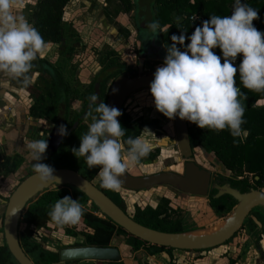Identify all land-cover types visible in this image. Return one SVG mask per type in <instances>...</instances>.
Wrapping results in <instances>:
<instances>
[{"label": "clouds", "instance_id": "obj_1", "mask_svg": "<svg viewBox=\"0 0 264 264\" xmlns=\"http://www.w3.org/2000/svg\"><path fill=\"white\" fill-rule=\"evenodd\" d=\"M22 5L23 0H0V74L28 87L33 83L30 73L34 62L45 56L48 43L24 15L16 13ZM258 19L256 9L235 0L230 15H211L202 26L195 27L190 37L184 31L173 34L164 63L150 83L156 110L169 120L178 116L201 129L217 133L228 130L234 138L246 137L242 127L246 109L241 97H247L237 86V74L246 89L264 93V32L253 23ZM147 27L155 33L160 26L151 22ZM186 40L190 43L185 44ZM177 45L185 46V50ZM216 48L221 50L223 62L213 51ZM240 55L243 58L237 68L234 62ZM88 99L91 123L80 136L79 148L72 152L78 159L83 157L89 169L99 167L102 188L119 192L129 166L146 157L151 145L141 137H128L124 151L121 138L126 130L118 120L122 112L104 102L97 103V94ZM59 134H68L65 125L59 126ZM26 147L36 161L33 171L39 180L59 184L54 168L41 162L49 147L47 140H32ZM84 212L79 200L65 196L55 202L48 216L58 226L75 227Z\"/></svg>", "mask_w": 264, "mask_h": 264}, {"label": "trees", "instance_id": "obj_2", "mask_svg": "<svg viewBox=\"0 0 264 264\" xmlns=\"http://www.w3.org/2000/svg\"><path fill=\"white\" fill-rule=\"evenodd\" d=\"M72 0H38L30 17V24L38 29L42 37L47 43L60 44L66 38V32L71 33V38L77 36L72 30L66 28L64 21L65 9ZM234 0H153L152 4H141L136 13V23L139 26L142 35L152 31L148 26L151 22L159 23V36L167 52V47L173 43L171 36L173 34L180 35L182 31L186 32V36H191L195 27L202 26L204 20L210 19L211 15H230L228 5ZM109 4H115L116 13L130 15L135 5L132 0H107ZM249 6L256 9L259 13V19L254 20V26L264 32V0H248ZM198 15V21H192L191 17ZM126 36L129 32L123 28L120 29ZM143 39V37L141 38ZM190 43L186 40L185 44ZM181 51L185 50V46L177 45ZM215 54L221 55L219 48L213 50ZM99 62L102 66L101 73L97 76V82L104 85L108 81L114 80L128 69L126 64L119 61L118 55L113 50H103L99 52ZM242 55L238 56L237 68L242 61ZM105 84V85H106ZM237 86L247 99L241 97L245 106L244 120L246 123L242 125L246 130V137L234 138L230 131L224 130L214 132L207 129H201L196 124L190 122V139L194 147L201 146L206 152L214 153L218 161L228 170L233 172L239 180H228V183L242 193H248L252 189H264V105L258 102L264 100V93H256L246 89L239 81L237 74ZM109 89H107L108 91ZM121 125L126 130V135L122 137L124 146L127 149L126 140L128 137H139L141 135V126L138 127L131 122L129 115L123 113ZM88 129H80L76 138L77 144L75 148H79L80 136L85 134ZM64 158L53 165L52 168H69L78 171L83 177L89 181H94L99 167L89 169L83 157L79 159L75 156V160L67 162ZM67 159V158H66ZM64 160V161H63ZM251 177V179L249 178ZM223 179V178H222ZM222 181V180H220ZM224 182V180L222 181ZM103 190V188H102ZM73 193H71V192ZM217 191H213L210 195V206L218 214L227 215L235 209L238 202L231 196L225 195L216 198ZM65 196H70L74 200L85 206L88 199L84 194L71 187L57 188L46 191L34 204H32L27 213L24 215L22 225L25 228L39 227L48 222H53L48 216L55 202ZM116 200V201H115ZM114 202L126 211L122 202L115 199ZM95 208V207H94ZM96 209V208H95ZM262 224L260 233L264 236V215L253 211ZM133 219L139 224L164 233L181 234L185 233L182 222V210L174 208L171 200L163 198L156 208L147 206L145 208L136 206L132 215ZM84 228L88 231L81 230L78 234L73 235L71 231H67L72 237L82 236L84 244L78 246H95L110 247L115 235H123L128 240L134 250L145 249L151 253L168 252L172 253L173 249L159 247L149 244L139 238L130 235L126 230L117 227L110 219H102L93 216L85 210L84 212ZM250 228L254 231L258 229L256 223L249 220ZM193 233V232H192ZM22 246L25 248L35 260L36 264H56L59 262V255L43 251L40 246L31 241V235L25 231L20 234ZM229 243V242H228ZM0 264H18L10 253L4 237L0 244ZM109 264H124L123 262Z\"/></svg>", "mask_w": 264, "mask_h": 264}, {"label": "flooded vegetation", "instance_id": "obj_3", "mask_svg": "<svg viewBox=\"0 0 264 264\" xmlns=\"http://www.w3.org/2000/svg\"><path fill=\"white\" fill-rule=\"evenodd\" d=\"M37 1L38 0H36L34 7L30 11L29 18L27 19L29 23H30V17H31L32 11L34 10V8L36 6ZM148 1H150V0H136V1L132 0V2L135 5V9L130 15H127V14H123V13L117 14L116 13L117 9L115 7V4L114 3L109 4L107 2V0H105L106 6L107 7L111 6L113 8V12H114V15L116 18L120 15H125L128 17L132 16L133 25L138 30V36H137L138 39L137 40L140 43V47L137 46L136 43L133 44V47L131 46V51L133 54H135L137 56L138 62L136 65H133V64L129 65V64H126L125 62H122L119 59V61L122 64H126L127 67L132 68L130 70L128 69L127 71L123 72V74H121L120 76H126L127 78H135V77L140 76L141 53L143 51L144 45L146 43H148L149 40L151 39L153 31H150L148 33L149 38H148V40H146L145 37H146L147 33L145 35H142V32L139 29V26H137L135 17H136V13L138 12V9L141 6V4L144 3L146 5ZM152 2H153V0L151 1L150 4H152ZM70 3L68 4V6L70 5ZM68 6L65 9V14H66V10H67ZM104 11H105L107 17L109 18V16H110L109 11L107 9H104ZM65 14H64V21L67 25L66 28L68 30H71V28H72V30L77 34V36L71 38V33L67 31L66 32V35H67L66 38H64L60 44L48 43V45H53V46H57V47L61 46V48L59 50L60 63L63 62L64 60L71 59L72 56L75 55V51L77 48H84V44L79 40L80 38H79V34H78L77 30H75V28H73L71 25L67 24V22L65 20ZM121 28L127 30L128 32H129V30L125 26H119V29H118V31L121 35H124L126 39H129L130 38L129 37L130 32H129V36L127 37L126 34H124L120 30ZM157 32H158V30H157ZM142 37H143V39H141ZM107 49L113 50L112 48H106L105 50H107ZM101 51H103V50H96L95 51L97 61H98L101 68L97 72V74L93 78L92 82L88 86H83V85L76 86L74 84V81H72L73 79H71L70 77L65 75V72L62 70V68H60L61 65H59V64L56 65L44 57L41 59H38L37 61L34 62V67L30 73V75L32 76V79H33V83H31L28 87H24L22 85V83L18 82L17 80L10 79L8 76H6L4 74H0V86L6 85L7 83L17 84L19 87L15 88L14 91L17 93L18 89H19L22 93H24L25 98L27 100L26 106H23V105H21V102H18V99H15V101H13L11 104V107L15 108V112L12 111V109L9 108L10 107L9 106V107H7L8 111L6 112V115L4 114L5 116H3L4 119L2 120V118H0L3 121V123L0 122V169L2 171H4L8 176H15L16 175V177L19 178L18 186L26 178H28L30 175L35 173L33 171V165L36 163V161H34L32 159L30 152L26 147V142H30L32 140H39V139L47 140L49 147H48L47 152L45 154V158L41 162L45 163L51 167H53V165H55V163L57 161H59L60 158L65 157L64 160H66L67 162H71V163L75 160V155L73 154L72 149L75 148V146L77 144V140L79 141V139L76 138V136L78 135V131L80 129H86V128L88 129V120H91L90 117H87V113L90 110V108H88V105L90 104V100L88 98L91 95L95 94L96 86L99 85L100 98L97 101V103L104 102L107 104L111 86H112L113 82L118 77H120V76H118L114 80L108 81L107 84L105 83L106 85L105 84L102 85V84L97 82L96 78L101 73V71L103 70L102 66L99 62V55H100L99 52H101ZM116 54H117V52H116ZM163 63L164 62L152 61V60H150V58L146 57V60L144 62L143 72H142L141 76H149L150 74L154 73V70L156 67L162 66ZM107 89H109V90L107 91ZM148 89H150V88L141 89L137 92H140L142 90L146 91ZM0 92H1L0 97H3V100H7L9 98L14 99L13 95H11V94H10L11 96L8 95V91L1 89ZM137 92L133 93L131 96L135 95ZM19 95L21 96V94H19ZM16 98H18L17 94H16ZM128 99L126 100V102L128 101ZM76 102L81 104V110H79L78 112L76 111V109L74 107ZM125 103H124L123 108H122V115L120 116V121H119L120 124H121V118L123 116V113H125V114L129 115L131 122L134 125H136L138 127L141 126L140 127L141 128V135H139V137L145 139L144 134H145L146 130H152L154 136L156 138H158L156 141H154L152 143L149 142V144L151 145V149H150L149 154L146 157L142 158L138 164H135V166L140 167L141 165H146V164L152 165V164H154L156 162V159L163 152V150H171L173 155L176 157V162H178L179 166H182V169L180 171H176L173 169H166V170H163L162 172L151 174V175H147V174L133 175L130 172V170H127V173L129 175L134 176V177L152 176V175L161 174V173H175V174H179V175H184L186 172V169H187V165L194 163L195 165H197L201 169L211 173L212 180L210 183L209 195L207 197H200V198H207L209 200V204H210L211 193L215 190V191H217V194H218V190L213 188L214 185L224 186L226 184H229L228 180H230V179L231 180L241 179V178L237 177L233 172L228 170L223 164H221L218 161V159L216 158L214 153L206 152L201 146L194 147L192 145L191 139H190V144H191L192 156L191 157L185 156L182 153L180 146H179V143H178L175 121L169 120L162 113L157 111L156 108L151 109V111H150L151 116H149L150 118H147L148 120L147 119L145 120V118L144 119H142V118L133 119L131 114H130L131 111L129 109H127V106L125 105ZM87 108H88V111H87ZM153 110H156L157 112H154ZM152 112H154V113H152ZM157 113H158V115H157ZM62 124L65 125L67 128L68 134L66 136H61L59 134V126ZM188 126H189V135H190V122L189 121H188ZM121 141H122V138H121ZM122 144L124 146L123 141H122ZM124 148H125V150H127L125 146H124ZM198 153L202 156L208 155L210 158H214V161H216V163L218 165H221L227 174H223L220 172H214L212 168H208V167L202 165L201 164L202 162H200V160L197 158ZM55 169H69V168H54V170ZM71 170H73V169H71ZM249 178L251 179V177H249ZM220 180H222V181L224 180V182H222ZM90 182L93 183L101 191H103L113 201L115 199H118L119 202H122L124 207L126 208V211L123 210V208H121L118 204L117 205L125 213H127L132 219H133L132 215L135 212L136 206H139L142 208H145L147 206L156 208L158 206V204L160 203V201L163 199L162 198L159 201H157L156 206H152L150 204L142 206V205L137 204L134 206L133 212L130 213L125 202H124V200H123L122 195L120 194V192L111 191V190H108L105 188H103V190H102V187L100 186L101 181L98 178V176H96V178L93 182L92 181H90ZM18 186L16 187V189L18 188ZM156 187H153L151 189H154ZM158 187H161V186H158ZM165 187H170V186H165ZM121 189L125 190V191H131V190L124 189L122 187H121ZM151 189H149V190H151ZM14 191H13V193H14ZM49 191H51V190H49ZM143 191H148V190H143ZM260 191L264 192V189H262ZM131 192H142V191H131ZM71 193H73V192H71ZM217 194L215 195L216 198L222 197V196L217 197ZM42 195H40L38 198L31 201L30 204L28 205V207L25 209L23 216L21 218L20 224H19V229H18V236H19L21 247L23 248L24 252L28 255V257L33 261L34 264H36L34 258L29 253H27L25 248L22 246V241L20 238V234L22 231L29 233L31 235V241L33 243L37 244L38 246H40L43 251L59 255V262L56 264H60V263H70V264H79L80 263L81 264V262H95V264L96 263L97 264L116 263V262H97V261L61 262L59 253L62 249H65L63 245H59V250L56 252L46 249V247L43 244L48 242V240L50 239V235L48 234V226H50V225H54L57 227H61V226H58L55 222H48V223L41 225L39 227L25 228V226L22 225L23 217L27 213L29 207L32 204H34ZM11 196H10V198H11ZM223 196H225V195H223ZM184 197H191V196H184ZM193 197H199V196H193ZM10 198H9V200H10ZM9 200L7 202H4L6 209H7V204L9 202ZM88 203L93 204V202H91L88 199L86 205L84 206V209L87 212L91 213L93 216L99 217L98 214H102V213L94 204H93L94 211L86 209V206L88 205ZM172 205L174 208H180V207L175 206L173 203H172ZM213 211H215V210H213ZM253 211H258V210L255 208L254 210H252V212ZM252 212L250 213V215L245 220L241 229L231 238V240L228 241L230 243L232 240L236 239L238 237L240 231L247 228L248 240H247V238L244 242H241V241H243V240H241L240 242L243 244H241V246H239V247L234 248L236 252H227V251L225 252V253H227V255H226L227 262H228L227 264H237V262L240 261L245 256H248L247 258L249 259V254L252 251H254L256 254H258L260 256V258H262L264 260V236L262 233H260L262 224L259 221V219L255 215L252 214ZM5 213H6V211H5ZM231 214H232V212L227 214L226 216L229 217ZM258 214L264 215L263 213H261L259 211H258ZM222 215H224V214H222ZM4 218H5V214L3 216L2 229H1V233H2L4 240H5ZM99 218H101V217H99ZM107 218L108 217L105 216V218H102V219H107ZM249 220H252L254 223H256L258 226V229L253 231L250 228L251 226L249 225ZM182 222L184 225L183 210H182ZM117 227H119V226H117ZM62 228H65V226ZM184 228H185V226H184ZM76 229H77V231H76ZM81 230L88 231L86 228H84V219L83 218H82V221L77 226L70 227V229H67V231H71V233L73 235L78 234ZM67 231H66V233H67ZM67 235L69 237H71L72 240H74V244H72L71 247H67V248L87 247V246H78V244H84V238L82 236H78L76 238V237H72L68 233H67ZM117 237H119V238L123 237V239L125 240L124 245L129 248L128 249L129 255H132V256L135 255L136 260L140 264H146L148 259H150V257L153 258L152 260H150V264H152V261H154L155 259L160 261V263L166 261V260H163V258H161V254H165L167 257H169L170 261L167 264H176L174 261V257L176 255V253H184V256H182V260L180 261V264H213V263L207 262V260L200 259L201 257L194 259V260L193 259L187 260V256H185V255H187L188 253L203 254V253L208 252L212 249L218 248V247H216V248L207 249V250H200V251H186V250H175V249H173L172 253H168L165 251L159 252V253H151L150 251H147L145 249L138 250V251L134 250L133 247L130 244H128V240L123 235H115L110 247H116L115 244L118 243L117 241H119L117 239ZM249 241H250V243H248ZM228 242L225 243L224 245H228L229 244ZM5 243H6V240H5ZM159 247H161V246H159ZM219 247H221V246H219ZM106 248H109V247H106ZM164 248H166V247H164ZM239 248L242 249V250H240V252L238 251ZM237 251H238V253H237ZM120 254L122 257V261H119V262H123L125 264L124 258H125V256L127 257V254L124 256L121 253V251H120Z\"/></svg>", "mask_w": 264, "mask_h": 264}, {"label": "rangeland", "instance_id": "obj_4", "mask_svg": "<svg viewBox=\"0 0 264 264\" xmlns=\"http://www.w3.org/2000/svg\"><path fill=\"white\" fill-rule=\"evenodd\" d=\"M35 3L36 0H23V5L16 10V13L19 15H24L26 19H28L30 11L34 7ZM104 9L109 11V18L107 17ZM65 20L67 24L71 25L73 28H75V30H77L80 38L79 40L84 44V48H77L75 55L72 56L71 59L64 60L60 63L59 50L61 46L57 47L48 45V50L45 53L44 58L56 65H61L60 68H62L66 76L73 79L72 81H74L76 86H88L92 82L97 72L100 70L101 67L95 54L96 50L112 48L117 52L118 57L122 62H125L129 65L137 64L138 58L132 53L131 46L133 47V44L136 43V45L140 47V43L137 40L138 30L133 25L132 16L128 17L125 15H120L116 18L113 8L111 6L107 7L105 0H73L66 10ZM119 26H125L129 30V39H126L124 35L119 33ZM145 38L148 40V33L146 34ZM18 87L19 86L17 84L13 83H7L6 85L0 86V90H6L8 91V95L11 94L14 97V99L9 98L7 100H3V97H0V118H2V120L4 119L3 116H5L6 112L8 111L7 107L10 106L9 108L15 112V108L11 107V104L13 101H15V99H18V102H21V105L26 106L27 100L24 93H22L19 89L17 93L14 91V89ZM16 94L18 98H16ZM19 94H21V96ZM125 105L127 106V109L131 111L130 114L133 119L145 118L146 120L147 118H150L149 116H151V109H155L154 98L151 95L150 89L137 92L128 99ZM74 107L77 112L81 110V104L78 102L75 103ZM153 111L157 112L156 110ZM2 120L0 119V122L3 123ZM89 123H91V120H88V124ZM144 138L151 143L158 139L154 136L152 130H146ZM197 158L200 160V162H202V165L212 168L214 172L227 174L224 171V168L214 161V158H210L208 155L202 156L199 153L197 154ZM166 169H173L176 171H180L182 169V166H179L178 162H176V157L173 155L171 150H163L161 155L156 159V162L152 165L146 164L141 165L140 167L130 165L128 168V170H130L133 175H151L162 172ZM18 182L19 178L16 177V175L8 176L0 169V244H2L3 238L1 233L2 221L6 211L4 202L9 200L13 191L18 186ZM53 189H56V187ZM119 192L122 195L130 213L133 212L134 206L137 204L142 206L148 204L156 206L157 201L160 199H170L175 206L180 207L183 210L184 226L188 233L198 231L204 232L230 217L217 214L215 211H213L207 198L193 196L184 197L181 192L171 187H156L154 189L142 192H131L120 189ZM86 209L94 211L93 204L88 203ZM256 209L264 214V208L258 207ZM98 215L101 218H105L103 214ZM67 229H70V227L65 226V228H62L54 225L48 226V234L50 235V239L44 244L42 242L41 243L46 247V249L54 252L59 250V245H63L64 248L71 247V245L74 244V240H72L71 237L67 235ZM246 238L247 228L241 230L238 237L232 240L228 245H223L203 254L188 253L185 256H187V260H194L201 257L200 259L207 260L209 263L227 264V253L225 252H236L234 248L241 246V244H243L241 242H244ZM248 243H250V241ZM240 250L242 249L239 248L238 251L240 252ZM182 256H184V253H176L174 257L176 264H180ZM249 260L252 264H264V260L260 258V256L254 251L249 254ZM169 261L170 260L168 257V260L162 262L161 264H167ZM152 264L156 263L152 261Z\"/></svg>", "mask_w": 264, "mask_h": 264}, {"label": "water", "instance_id": "obj_5", "mask_svg": "<svg viewBox=\"0 0 264 264\" xmlns=\"http://www.w3.org/2000/svg\"><path fill=\"white\" fill-rule=\"evenodd\" d=\"M152 0L147 2L149 5ZM167 52L161 41L158 32H153L151 39L143 47L140 60V76L127 78L118 77L112 84L107 105L116 107L122 112L126 100L135 92L150 88V83L154 79V73L149 76H141L143 72L146 57L152 61L164 62ZM115 90V91H114ZM95 94L100 98L99 85L96 86ZM90 104L88 105L89 108ZM87 108V111H88ZM120 121V117H118ZM176 125L177 139L182 153L191 157V144L189 135V126L187 120H181L178 116L174 119ZM60 139V138H59ZM122 144V141H121ZM123 145V144H122ZM124 151L125 148L123 146ZM54 176L60 183L51 184L42 183L36 173L26 178L12 194L4 218V235L6 244L18 264H34L21 247L18 229L25 209L31 201L53 188L71 187L84 194L100 210L102 214L108 217L117 226L126 230L130 235L139 238L149 244L171 248L175 250L200 251L216 248L227 243L241 229L245 220L252 210L257 207L264 208V192L252 189L248 193L231 187L230 184L224 186L214 185L218 190L217 197L223 195L232 196L237 202L227 226L220 232L204 237L191 238L190 232L181 234H171L160 232L147 228L125 213L112 199L103 191L97 188L81 174L71 169H55ZM123 179L122 188L131 191L149 190L153 187L170 186L183 193L184 196L207 197L209 195L211 173L207 172L194 163L188 164L184 175L175 173H161L152 176L134 177L127 172ZM16 212L13 215V212ZM61 262H119L122 261L120 251L116 247H72L60 251Z\"/></svg>", "mask_w": 264, "mask_h": 264}, {"label": "crops", "instance_id": "obj_6", "mask_svg": "<svg viewBox=\"0 0 264 264\" xmlns=\"http://www.w3.org/2000/svg\"><path fill=\"white\" fill-rule=\"evenodd\" d=\"M248 0H241L242 3H247ZM234 4H235V0L230 3L228 5V8H229V11H230V14L231 12L233 11V8H234ZM221 56V59L223 60V56L222 54L220 55ZM259 105H264V100H261L258 102ZM192 233V232H191ZM117 239L119 241H117L118 243L115 244V246L121 251V253L125 256L127 254V257L125 256L124 258V262L125 264H140L137 260H136V257L135 255H129V248L126 247L124 245V239L123 237H117ZM129 255V256H128ZM248 256H245L243 257L240 261L237 262V264H252L250 262V260L247 258ZM161 258H163V260H167L168 257L165 255V254H161ZM153 258L150 257V259H148L147 263H150V260H152ZM153 262H155L156 264H161L160 261H158L157 259H155ZM81 264H95V262H81ZM97 264V263H96Z\"/></svg>", "mask_w": 264, "mask_h": 264}, {"label": "bare ground", "instance_id": "obj_7", "mask_svg": "<svg viewBox=\"0 0 264 264\" xmlns=\"http://www.w3.org/2000/svg\"><path fill=\"white\" fill-rule=\"evenodd\" d=\"M228 224V221H222L219 224H217L216 226H213L212 228H210L209 230H206L204 232L198 231V232H193L191 234H189L188 236L191 238H197V237H204V236H210V235H214L218 232H220L221 230H223Z\"/></svg>", "mask_w": 264, "mask_h": 264}, {"label": "built area", "instance_id": "obj_8", "mask_svg": "<svg viewBox=\"0 0 264 264\" xmlns=\"http://www.w3.org/2000/svg\"><path fill=\"white\" fill-rule=\"evenodd\" d=\"M199 19H200V17L198 15H194L191 17L192 21H198ZM237 60H238V58H237ZM237 60L234 62V66H237ZM222 62H223V60H222Z\"/></svg>", "mask_w": 264, "mask_h": 264}]
</instances>
